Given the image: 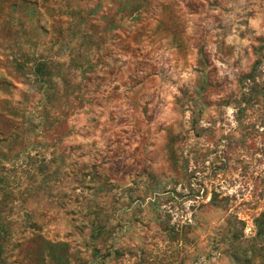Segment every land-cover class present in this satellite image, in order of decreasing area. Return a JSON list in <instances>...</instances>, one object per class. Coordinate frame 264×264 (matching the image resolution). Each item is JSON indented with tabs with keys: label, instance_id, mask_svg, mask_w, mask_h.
<instances>
[{
	"label": "rangeland",
	"instance_id": "374dc122",
	"mask_svg": "<svg viewBox=\"0 0 264 264\" xmlns=\"http://www.w3.org/2000/svg\"><path fill=\"white\" fill-rule=\"evenodd\" d=\"M0 264H264V0H0Z\"/></svg>",
	"mask_w": 264,
	"mask_h": 264
}]
</instances>
